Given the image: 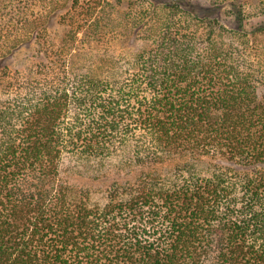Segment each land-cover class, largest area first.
Listing matches in <instances>:
<instances>
[{"label":"trees","instance_id":"16d2710c","mask_svg":"<svg viewBox=\"0 0 264 264\" xmlns=\"http://www.w3.org/2000/svg\"><path fill=\"white\" fill-rule=\"evenodd\" d=\"M211 3L132 0L129 53L71 30L25 70L44 33L0 35V264H264V0Z\"/></svg>","mask_w":264,"mask_h":264},{"label":"rangeland","instance_id":"374dc122","mask_svg":"<svg viewBox=\"0 0 264 264\" xmlns=\"http://www.w3.org/2000/svg\"><path fill=\"white\" fill-rule=\"evenodd\" d=\"M132 0H0V35L5 32H38L44 37L40 41L22 45L20 51L10 60L11 68H25L34 65L39 60L37 50L51 46L67 45L80 48L70 36L74 30H81L80 36L86 31L93 35L90 44L101 49H112L129 53L131 50V33L127 24L126 13L131 10ZM167 1V0H161ZM200 4L199 13L214 15L211 0H194ZM96 10L98 23L89 24V18ZM92 14V15H91ZM39 16L41 20H39ZM29 17L28 25H24V18ZM43 17H45L43 19ZM223 11L222 19L231 23ZM43 19V20H42ZM35 24L32 25V23ZM72 30V31H71ZM71 31V32H70ZM70 32V33H69ZM120 36L121 38H117ZM62 38L64 40L62 41ZM100 39V40H99ZM62 43V44H61ZM3 44L0 43V46Z\"/></svg>","mask_w":264,"mask_h":264}]
</instances>
